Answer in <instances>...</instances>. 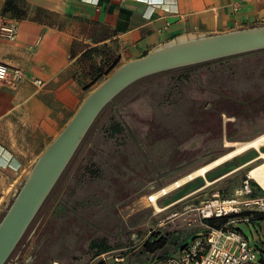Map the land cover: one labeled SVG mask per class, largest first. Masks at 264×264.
Returning <instances> with one entry per match:
<instances>
[{
	"label": "rangeland",
	"instance_id": "1",
	"mask_svg": "<svg viewBox=\"0 0 264 264\" xmlns=\"http://www.w3.org/2000/svg\"><path fill=\"white\" fill-rule=\"evenodd\" d=\"M263 134L264 50L137 81L105 108L7 264H95L94 240L124 253L122 264H162L203 235L196 209L215 191L236 189L264 163L245 166L264 147L173 185ZM33 165L10 176L0 159V221ZM169 187L157 211L150 198ZM161 241L150 253L147 245Z\"/></svg>",
	"mask_w": 264,
	"mask_h": 264
},
{
	"label": "crops",
	"instance_id": "2",
	"mask_svg": "<svg viewBox=\"0 0 264 264\" xmlns=\"http://www.w3.org/2000/svg\"><path fill=\"white\" fill-rule=\"evenodd\" d=\"M96 2L0 0V63L26 76L16 84L0 81L6 174L35 164L93 88L120 66L171 42L264 26V0ZM5 21L16 22L15 41L2 35ZM33 77L45 85L35 86ZM240 230L259 253L255 264H264V221Z\"/></svg>",
	"mask_w": 264,
	"mask_h": 264
},
{
	"label": "water",
	"instance_id": "3",
	"mask_svg": "<svg viewBox=\"0 0 264 264\" xmlns=\"http://www.w3.org/2000/svg\"><path fill=\"white\" fill-rule=\"evenodd\" d=\"M264 50V26L171 42L117 68L92 91L33 165L0 221L7 264L104 109L137 81L166 71Z\"/></svg>",
	"mask_w": 264,
	"mask_h": 264
},
{
	"label": "built area",
	"instance_id": "4",
	"mask_svg": "<svg viewBox=\"0 0 264 264\" xmlns=\"http://www.w3.org/2000/svg\"><path fill=\"white\" fill-rule=\"evenodd\" d=\"M1 33L6 39L15 41L18 34L16 22L5 21ZM25 77L22 70L0 63V81L16 84ZM31 81L37 87L45 85L35 77ZM259 161L261 158L245 166ZM254 169L231 193L215 191L200 204L196 212L205 228L204 234L191 240L179 255L166 259L162 264H255L258 261L256 247L240 230L241 225L264 221V184L251 176ZM209 220H224V223L218 227L210 225ZM125 260L123 253L114 250L96 257L95 264H122Z\"/></svg>",
	"mask_w": 264,
	"mask_h": 264
},
{
	"label": "bare ground",
	"instance_id": "5",
	"mask_svg": "<svg viewBox=\"0 0 264 264\" xmlns=\"http://www.w3.org/2000/svg\"><path fill=\"white\" fill-rule=\"evenodd\" d=\"M235 149L229 153H227L225 156L219 158L215 162L201 168L200 170L196 171L195 173L189 175L185 180L178 181L176 182L173 186L174 188L181 187L182 183L186 180H192L195 179L196 177L206 175L209 171L213 170L215 167L233 159L234 157L241 155L243 153H246L249 150L252 149H257L260 150L262 147H264V134L260 135L253 140H250L245 143H238L234 144ZM261 159H264V154L260 156ZM251 176L257 179L260 183L264 184V163H262L259 166H256L255 169L251 172ZM172 190V188L164 189L160 194H157L150 198V201L154 203V206L157 211H161L158 208L157 201L160 199V197L167 195L169 191Z\"/></svg>",
	"mask_w": 264,
	"mask_h": 264
},
{
	"label": "trees",
	"instance_id": "6",
	"mask_svg": "<svg viewBox=\"0 0 264 264\" xmlns=\"http://www.w3.org/2000/svg\"><path fill=\"white\" fill-rule=\"evenodd\" d=\"M222 60H223V59H219V60H216V61H222ZM208 63H210V62H207V64H208ZM204 64H206V63L198 64V65H196V66H200V65H204ZM113 71H114V70H113ZM113 71H112V72H113ZM111 74H112V73H111ZM104 110H105V109H104ZM103 112H104V111H103ZM103 112L101 113V115L103 114ZM101 115L98 117V119H97L96 122L94 123L93 127L91 128V130H90L89 133L87 134L86 138L84 139L83 143H82L81 146L79 147L78 151L76 152L75 156L73 157L72 161L70 162L69 166L67 167L66 171H65L64 174L62 175V177H61V179L59 180V182L62 180V178L66 175V173L70 170V168H71L72 165L74 164L76 158L78 157V155H79L80 152L82 151V148L84 147V145H85V143H86V141H87L89 135H90V134L92 133V131L94 130V128H95V126H96L98 120L100 119ZM115 127H116V129H117V133H120V132H118V131H120V125H119V124H116ZM242 180H243V179H242ZM59 182H58L57 184H59ZM56 187H57V185H56ZM56 187L54 188V190L52 191V193H51V195L48 197V199H49L50 197H52V195L54 194V191H55ZM220 192H221L222 194H225L226 190L223 189V190H220ZM48 199H47V201H48ZM47 201H46V202H47ZM46 202H45V204L43 205V207L46 205ZM43 207H42V209H43ZM42 209H41V210H42ZM208 223H209L210 225H214V226H218V227H219V226H221V225L224 223V220H219V221H218V220H209ZM31 227H32V226H31ZM31 227L29 228L28 232L30 231ZM28 232L26 233V235L28 234ZM24 238H25V237H24ZM20 244H21V243H20ZM187 244H188V243H187ZM187 244H186V245H187ZM186 245H185V246H186ZM164 246H165V242H164V241H161V242H159V243H154V244L149 243V244L147 245V248L149 249V252H150V253H155L156 251H159V250L163 249ZM17 250H18V248L16 249V251H15L13 254H15V253L17 252ZM90 250H91V252H93L94 257H98V256L101 255V254H104V253H108V252L114 251V247L111 246V245H109V244H108L106 241H104V240H94V241H92L91 244H90ZM123 255H124V253H123Z\"/></svg>",
	"mask_w": 264,
	"mask_h": 264
}]
</instances>
